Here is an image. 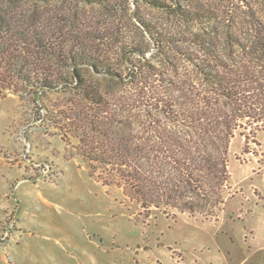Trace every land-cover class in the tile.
Returning a JSON list of instances; mask_svg holds the SVG:
<instances>
[{"label": "rangeland", "instance_id": "1", "mask_svg": "<svg viewBox=\"0 0 264 264\" xmlns=\"http://www.w3.org/2000/svg\"><path fill=\"white\" fill-rule=\"evenodd\" d=\"M205 1L211 15L190 22L173 15V8L139 0L111 12L74 0H0V6L18 26L80 33L125 77L128 60L160 68L167 63L137 17L159 32L201 34L224 54L237 52L260 64L264 3ZM118 42L140 53L121 54ZM74 69H58L74 85L46 92L19 84V95L0 93V264H264V124L235 132L228 152L230 187L216 219L144 209L115 172L81 154L74 130L66 125L76 117L73 102L81 100ZM80 71L118 119L138 118L132 120L137 133L144 112L127 80ZM176 75L190 86L198 83L188 66L180 65Z\"/></svg>", "mask_w": 264, "mask_h": 264}, {"label": "trees", "instance_id": "2", "mask_svg": "<svg viewBox=\"0 0 264 264\" xmlns=\"http://www.w3.org/2000/svg\"><path fill=\"white\" fill-rule=\"evenodd\" d=\"M74 1L109 12L128 2ZM139 1L157 9L173 8L172 14L185 22L211 15L205 0H167L170 6L160 0ZM137 22L167 63L160 68L128 60L125 77L97 55L80 33L18 26L0 6V93L19 95V84L55 91L65 83L73 84L58 69L74 67L72 81L81 100L73 102L78 119L67 118L66 125L74 130L81 154L115 172L144 209L216 219L230 187L228 152L235 132L264 124V56L255 66L244 54H224L201 34L173 35L159 32L141 17ZM116 45L121 54L140 53L137 47ZM180 65L188 66L199 84L190 86L185 78L178 79ZM80 67L96 77L127 80L126 85L138 92L144 115L137 133L132 120L138 118L118 119Z\"/></svg>", "mask_w": 264, "mask_h": 264}]
</instances>
